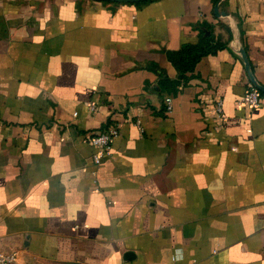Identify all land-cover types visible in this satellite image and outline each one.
I'll return each mask as SVG.
<instances>
[{"label": "crops", "instance_id": "obj_1", "mask_svg": "<svg viewBox=\"0 0 264 264\" xmlns=\"http://www.w3.org/2000/svg\"><path fill=\"white\" fill-rule=\"evenodd\" d=\"M214 3L0 0L1 251L21 264H264V94L238 102L252 83L228 46L235 24L264 84V0H223L230 17ZM187 44L209 51L168 90ZM114 123L95 165L89 136Z\"/></svg>", "mask_w": 264, "mask_h": 264}, {"label": "built area", "instance_id": "obj_2", "mask_svg": "<svg viewBox=\"0 0 264 264\" xmlns=\"http://www.w3.org/2000/svg\"><path fill=\"white\" fill-rule=\"evenodd\" d=\"M261 92L258 88L251 85L238 99L241 104L248 105L251 108L261 105ZM165 109L171 111L173 108V102L171 95H166L163 99ZM95 102L89 103L90 109H95ZM214 109L217 117L221 120L227 118L223 109V99L217 97L214 99ZM135 124L141 128V120L135 119ZM119 134V128L116 123L107 126L104 129L95 131L90 134L89 142L93 146V152L91 153V159L95 165L99 164L104 155L110 150L113 139ZM93 182H97V170H92ZM0 264H21L17 251L3 252L0 250Z\"/></svg>", "mask_w": 264, "mask_h": 264}, {"label": "trees", "instance_id": "obj_3", "mask_svg": "<svg viewBox=\"0 0 264 264\" xmlns=\"http://www.w3.org/2000/svg\"><path fill=\"white\" fill-rule=\"evenodd\" d=\"M207 51H209L208 46H202L199 48V45L196 46H190L188 44L184 45L183 49L180 51L177 57H174V55H172V58L176 63L182 62L181 64H178L180 71L179 78L170 79L167 77H163L161 79V85L168 90L171 89L175 91L177 89L178 84L186 81L187 79L186 72L192 71L196 61L199 59V57L202 54L206 53ZM260 92L261 94H264L263 91Z\"/></svg>", "mask_w": 264, "mask_h": 264}, {"label": "water", "instance_id": "obj_4", "mask_svg": "<svg viewBox=\"0 0 264 264\" xmlns=\"http://www.w3.org/2000/svg\"><path fill=\"white\" fill-rule=\"evenodd\" d=\"M107 1H116V2H135V1H143V0H107ZM223 0H216L213 6V12L215 15L220 17H230L231 13L224 9H219V5ZM233 35L231 40L228 42V46L241 58L243 61L246 73L252 83L253 86L258 88L260 91L264 92V84L259 82L255 77L247 52L241 40L240 32L235 24L232 25Z\"/></svg>", "mask_w": 264, "mask_h": 264}]
</instances>
